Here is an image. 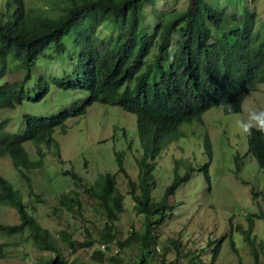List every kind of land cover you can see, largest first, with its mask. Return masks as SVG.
<instances>
[{
    "label": "trees",
    "instance_id": "16d2710c",
    "mask_svg": "<svg viewBox=\"0 0 264 264\" xmlns=\"http://www.w3.org/2000/svg\"><path fill=\"white\" fill-rule=\"evenodd\" d=\"M158 1L59 0L62 6H57L58 15L29 10L25 0L7 1L8 19H0V78L7 73L8 58L13 57L27 70L28 79L39 60L64 56L69 50L67 40L73 44L70 59L76 64V70L50 80L40 73L33 88H26L19 81H6L0 85V108H15L27 98L44 100L51 84L86 93V97L56 114L24 115L22 131L7 132L3 130L7 122H0V158H11L30 188V195L36 194L26 171L45 165V145L49 149L55 147L60 162H66L54 138L55 130L62 127L65 132L68 119L85 115L96 102L119 106L135 114L144 150L137 159L138 181L132 179L124 166L125 153L116 151L118 173L127 181V193L120 188L118 173L100 174L89 183L73 169L64 171L74 181L75 188L61 194L58 204L52 207L53 215L59 219L66 213L75 218L83 216L82 195L87 194L97 203L104 222L102 228L97 227L98 238L84 226L83 241L66 231H59L61 238L58 239L29 210L20 191L0 173V204L14 208L18 217L16 223H0V260L9 254L6 239L29 231V239L38 250L53 252V256L41 257L44 264H74L65 256L63 245L76 252L97 244L104 248L97 250L95 257L109 264H214L227 238L231 248L237 251L233 239L235 230L243 234L258 263L263 244L257 245L254 227L257 218L264 219L263 211L246 215L248 227L238 224L220 240H210L208 246H214L210 262L201 256L206 249L197 253L187 249L179 239L172 240L176 249L174 260L168 261L166 253L158 252L160 229L173 217L175 209L170 203L171 197L182 184L190 181L195 167L189 165L184 175L176 171L162 198L155 201L151 190L157 184L156 158L179 138L184 122L196 120L204 124L203 115L219 107L221 101L231 103L239 113L240 102L245 101L258 84H264V32L255 30L256 11L246 9L242 14H228L206 0H190L183 11H166L158 7ZM152 72L154 76L149 82ZM247 138V154L264 168V133L254 130ZM28 141L36 148V160L24 146ZM205 149L212 159L208 133ZM241 159L238 154V170ZM209 165L206 163L200 168L208 183ZM178 166L179 161L177 169ZM126 195L132 196L136 213L144 218V228L134 229L125 239H120L116 222L125 211ZM33 208L36 211V207ZM230 226L233 227L232 219ZM114 247L115 255L108 256Z\"/></svg>",
    "mask_w": 264,
    "mask_h": 264
},
{
    "label": "rangeland",
    "instance_id": "374dc122",
    "mask_svg": "<svg viewBox=\"0 0 264 264\" xmlns=\"http://www.w3.org/2000/svg\"><path fill=\"white\" fill-rule=\"evenodd\" d=\"M7 1L0 0V19H8ZM29 10L47 11L58 15L62 6L59 0H25ZM190 0H159L158 7L169 11L177 9L183 11ZM213 7L228 14L244 13L246 9L256 11V31L264 32V0H206ZM106 31V30H105ZM69 50L58 58L48 61H38L37 67L31 70L28 79L27 70L13 57L8 58V70L0 78V85L6 81H19L26 88H33L38 75L44 74L48 80L55 76H64L76 70V64L70 59L73 44L67 40ZM172 44H175L172 42ZM154 73L150 74V80ZM35 95L34 93H32ZM86 97L82 90H68L51 84L50 91L44 100L33 101L25 99L15 108H0V122L6 121L3 130L16 133L24 128L23 116L26 114L50 116L56 114L75 102ZM246 105L254 108H264V84H258L246 98ZM204 124L198 121L184 122L180 126L182 134L167 146L156 158V186L151 190V196L159 201L166 188L173 182L176 171L180 175L187 172L188 166L195 167L190 181L182 184L170 203L175 205L173 217L166 220L160 229L158 252L166 253L168 261L176 258L173 239H179L187 249L201 252L202 258L210 262L212 246L210 240H220L238 224L248 227L247 214L264 212V168L260 167L255 157L248 153L247 136L239 135L232 126V117L213 107L204 115ZM66 131L59 127L54 132L58 141L62 164L55 154V147L49 149L46 145L45 165L41 168L26 171L31 178L36 195H30V188L18 170L15 169L9 156L0 158V173L5 176L21 193L29 210L47 227L58 239L59 231H66L79 241L85 239L84 226H88L95 237H99L97 227H103L97 203L87 194L82 195L84 202L83 216L72 217L66 213L59 219L53 215L52 207L58 204L61 194L75 188L74 181L64 174L67 169H73L86 182H94L100 174L118 173L119 164L116 151H123L124 166L132 179L138 181L140 167L138 158L143 154L138 131L137 117L119 106L94 103L85 115L70 118L65 123ZM208 133L212 144V159L205 149V134ZM132 144V148L129 145ZM30 157L38 159L36 148L31 141L24 144ZM242 156L241 167L238 170L236 156ZM177 161L179 166L177 169ZM209 165L210 183L200 168ZM118 183L123 192H128V184L122 173H118ZM257 194H254V193ZM42 200H40V198ZM33 206L36 207L34 211ZM14 209V208H13ZM7 204H0V223H16L18 217ZM15 210V209H14ZM232 219L233 227L230 226ZM117 223L118 237L125 239L129 233L144 228V218L136 213L131 195H126L125 211ZM78 227V229H76ZM254 234L257 236L259 259L256 263L251 254V247L239 231L233 232V239L237 251L230 245L227 238L222 243L220 255L214 264H264V219H256ZM29 231L23 236L7 238L9 254L0 264H44L41 257L53 256L51 251L38 250L29 239ZM5 240V239H4ZM103 245L79 248L73 252L63 245V252L67 259L74 264H109L100 262L96 251ZM112 248L108 256L115 255Z\"/></svg>",
    "mask_w": 264,
    "mask_h": 264
},
{
    "label": "clouds",
    "instance_id": "9594fccd",
    "mask_svg": "<svg viewBox=\"0 0 264 264\" xmlns=\"http://www.w3.org/2000/svg\"><path fill=\"white\" fill-rule=\"evenodd\" d=\"M168 64V61L167 63ZM149 82L150 74H149ZM219 108L225 110L231 117L232 126L237 133L242 136H248L256 132L264 133V108H254L246 105V101L240 102V112L234 111L231 103L220 102Z\"/></svg>",
    "mask_w": 264,
    "mask_h": 264
},
{
    "label": "built area",
    "instance_id": "2783aa9c",
    "mask_svg": "<svg viewBox=\"0 0 264 264\" xmlns=\"http://www.w3.org/2000/svg\"><path fill=\"white\" fill-rule=\"evenodd\" d=\"M104 248V247H103ZM117 251V250H116Z\"/></svg>",
    "mask_w": 264,
    "mask_h": 264
}]
</instances>
